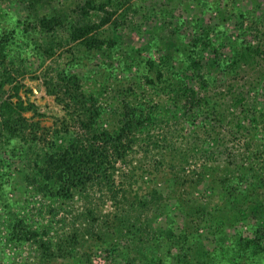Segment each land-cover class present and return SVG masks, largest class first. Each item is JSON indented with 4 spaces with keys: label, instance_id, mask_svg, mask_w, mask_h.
Segmentation results:
<instances>
[{
    "label": "rangeland",
    "instance_id": "1",
    "mask_svg": "<svg viewBox=\"0 0 264 264\" xmlns=\"http://www.w3.org/2000/svg\"><path fill=\"white\" fill-rule=\"evenodd\" d=\"M66 89L111 128L125 100L144 110L117 203L33 192L32 159L82 134ZM0 176V264H264V0H0ZM21 220L35 238L12 237Z\"/></svg>",
    "mask_w": 264,
    "mask_h": 264
},
{
    "label": "trees",
    "instance_id": "2",
    "mask_svg": "<svg viewBox=\"0 0 264 264\" xmlns=\"http://www.w3.org/2000/svg\"><path fill=\"white\" fill-rule=\"evenodd\" d=\"M191 90L186 91L188 97L186 104L189 105L187 112L198 115L206 114L207 117H210L214 112L211 113L208 106L214 97L200 96ZM65 91L64 96L61 98L58 96V100L65 101V97L69 101L67 107H71L70 114L73 113L78 118L82 134L74 132L73 134L68 128L60 136V139L65 141L63 142L64 146L60 148L55 141L35 163L38 156L36 155L32 159L33 163L30 165L33 164L34 169L30 178L31 184L34 186L33 192L35 195H40L45 201L55 204L59 201L72 199L77 194L86 192L89 185L97 183L108 187L110 198L117 203L122 189L120 192L114 191L116 181L113 177L116 165L119 161L126 163L134 145L137 144L133 136L144 128V110L132 101L125 100L122 103L124 106L118 126L111 128L113 126H109L110 116H108L110 112L99 103L97 93L87 95L83 92L73 93L70 89ZM149 118H151L150 114ZM3 179L4 177L0 176L1 182ZM51 212L54 213L55 210H51ZM81 218H84V223L89 219L99 221V219H95L96 216L92 211L80 215L79 219ZM46 229L42 230L44 235L49 234ZM85 230L88 234H94L91 228ZM75 231L72 239L79 237L77 230ZM118 232L122 233L121 230ZM11 235L13 238L21 237V239L30 240L35 238L36 233L24 225V221L21 220L14 226ZM37 243L39 249L41 248L46 255L54 254L51 247H56L58 251L61 249L58 244H53L49 240L45 241L43 238Z\"/></svg>",
    "mask_w": 264,
    "mask_h": 264
}]
</instances>
